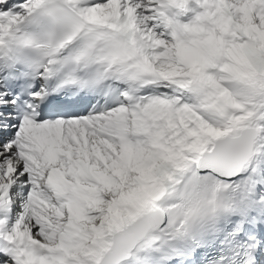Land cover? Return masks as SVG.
Returning <instances> with one entry per match:
<instances>
[{
    "label": "snow or ice",
    "instance_id": "obj_1",
    "mask_svg": "<svg viewBox=\"0 0 264 264\" xmlns=\"http://www.w3.org/2000/svg\"><path fill=\"white\" fill-rule=\"evenodd\" d=\"M0 264H264V0H0Z\"/></svg>",
    "mask_w": 264,
    "mask_h": 264
}]
</instances>
